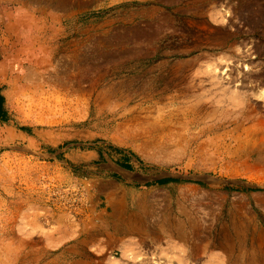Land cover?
Masks as SVG:
<instances>
[{"label":"rangeland","instance_id":"1","mask_svg":"<svg viewBox=\"0 0 264 264\" xmlns=\"http://www.w3.org/2000/svg\"><path fill=\"white\" fill-rule=\"evenodd\" d=\"M0 89V264H264V0H0Z\"/></svg>","mask_w":264,"mask_h":264},{"label":"bare ground","instance_id":"2","mask_svg":"<svg viewBox=\"0 0 264 264\" xmlns=\"http://www.w3.org/2000/svg\"><path fill=\"white\" fill-rule=\"evenodd\" d=\"M159 253H160V255H157V256H152V255L149 256V258L151 259V262H153V263L156 262L157 264H173L171 262V260H170V257H171L170 253H168V252H163L162 253V251H160ZM121 254H122L123 257H126L125 256L126 255L125 252L122 251ZM132 258L135 261H137L139 264L146 263L148 261V259H146L148 257L143 256V254L132 255ZM161 258H163V260H161ZM131 263H132V261H131Z\"/></svg>","mask_w":264,"mask_h":264},{"label":"trees","instance_id":"3","mask_svg":"<svg viewBox=\"0 0 264 264\" xmlns=\"http://www.w3.org/2000/svg\"><path fill=\"white\" fill-rule=\"evenodd\" d=\"M0 91H1V89H0ZM3 101H4V97H3V95L1 94V92H0V121H7V116H6V111H5V109H4V107H3ZM20 128H22V129H24L25 127H20ZM124 167H126V168H131V166L130 165H123ZM166 180H168L167 178H163V179H160L159 181H161V182H163V181H166Z\"/></svg>","mask_w":264,"mask_h":264},{"label":"crops","instance_id":"4","mask_svg":"<svg viewBox=\"0 0 264 264\" xmlns=\"http://www.w3.org/2000/svg\"><path fill=\"white\" fill-rule=\"evenodd\" d=\"M1 92V94L3 95V93H2V91H0ZM4 97V96H3Z\"/></svg>","mask_w":264,"mask_h":264}]
</instances>
